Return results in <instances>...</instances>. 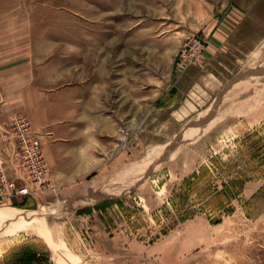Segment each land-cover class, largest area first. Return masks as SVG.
<instances>
[{"label":"rangeland","instance_id":"obj_1","mask_svg":"<svg viewBox=\"0 0 264 264\" xmlns=\"http://www.w3.org/2000/svg\"><path fill=\"white\" fill-rule=\"evenodd\" d=\"M139 9L136 0H0V65H30L43 48L45 62L71 61L92 80L93 66L111 63L101 105L122 150L85 182L0 204V264H264V36L240 40L205 78L203 63L176 82L168 51L120 56L116 44L108 60L102 32L145 28ZM135 59L144 85L172 86L156 104L170 108L144 101L134 118L117 64Z\"/></svg>","mask_w":264,"mask_h":264},{"label":"crops","instance_id":"obj_2","mask_svg":"<svg viewBox=\"0 0 264 264\" xmlns=\"http://www.w3.org/2000/svg\"><path fill=\"white\" fill-rule=\"evenodd\" d=\"M136 4L140 8L136 10V27L144 20L150 23L132 32L120 31L115 37L109 31L102 32L108 60L116 44L120 56L128 53L136 56L144 50L155 55L168 51L176 56L185 37L197 33L207 40L205 68L198 73V77L205 78L208 67L219 56L236 50L240 40L264 36V0H136ZM171 15L172 21L165 22ZM37 50V62L30 65L18 62L0 65L3 72L0 75V133L12 116L26 117L41 136L54 184L63 187L85 182L91 175L110 169L112 163L117 165L122 155V150L113 146L115 131L111 115L101 105L111 97V63L104 59L93 66L90 80V74L77 73L85 71L84 68L78 69L75 63L62 59L45 62V56H39L44 49ZM9 66L12 67L8 69ZM117 67L119 95H129L130 101L138 105L134 118L142 117L144 101L154 103L157 110L171 107L166 104L159 108L156 104L160 93L167 99L172 86L164 84L160 88L155 78L144 85L142 62L135 59L130 63L121 62ZM193 68L185 75L198 71ZM172 74L174 77V68ZM144 86L148 89L145 98ZM165 99L162 104L167 102ZM3 138L1 133L0 151L6 145Z\"/></svg>","mask_w":264,"mask_h":264},{"label":"built area","instance_id":"obj_3","mask_svg":"<svg viewBox=\"0 0 264 264\" xmlns=\"http://www.w3.org/2000/svg\"><path fill=\"white\" fill-rule=\"evenodd\" d=\"M207 40L197 33L186 36L174 59L176 78L189 68L202 66ZM5 147L0 151V204L33 198L54 190L45 160L41 136L23 116H12L2 131Z\"/></svg>","mask_w":264,"mask_h":264},{"label":"bare ground","instance_id":"obj_4","mask_svg":"<svg viewBox=\"0 0 264 264\" xmlns=\"http://www.w3.org/2000/svg\"><path fill=\"white\" fill-rule=\"evenodd\" d=\"M29 215H30V213H26V212H20V213H18L17 215H15V220H17L16 223L18 222V223H21V224L22 223L23 224H26L27 220L29 218H31V217H29ZM40 222H41V220H40ZM42 229H43V232L45 231L44 233L42 232L43 235L47 239H49L51 232H53L51 226L45 225V222H43Z\"/></svg>","mask_w":264,"mask_h":264}]
</instances>
